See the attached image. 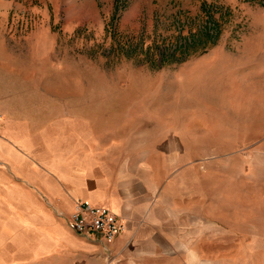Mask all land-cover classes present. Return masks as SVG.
<instances>
[{
    "label": "rangeland",
    "instance_id": "1",
    "mask_svg": "<svg viewBox=\"0 0 264 264\" xmlns=\"http://www.w3.org/2000/svg\"><path fill=\"white\" fill-rule=\"evenodd\" d=\"M0 31L22 103L111 126L139 157L165 150L192 225L262 228L264 0H0ZM247 240L193 264H264Z\"/></svg>",
    "mask_w": 264,
    "mask_h": 264
},
{
    "label": "crops",
    "instance_id": "2",
    "mask_svg": "<svg viewBox=\"0 0 264 264\" xmlns=\"http://www.w3.org/2000/svg\"><path fill=\"white\" fill-rule=\"evenodd\" d=\"M3 35L0 48L10 44ZM15 63L0 50V264H193L223 236L264 243V222L240 233L198 214L192 225L186 178L165 150L139 157L111 126L103 133L52 103H22ZM79 198L109 207L125 228L107 242L67 227Z\"/></svg>",
    "mask_w": 264,
    "mask_h": 264
},
{
    "label": "built area",
    "instance_id": "3",
    "mask_svg": "<svg viewBox=\"0 0 264 264\" xmlns=\"http://www.w3.org/2000/svg\"><path fill=\"white\" fill-rule=\"evenodd\" d=\"M67 227L80 234L99 232L110 242L125 228L121 216L102 204H94L88 199H77L66 218Z\"/></svg>",
    "mask_w": 264,
    "mask_h": 264
}]
</instances>
